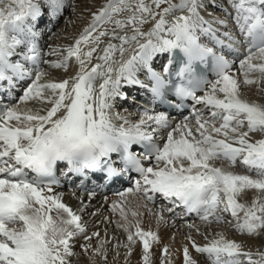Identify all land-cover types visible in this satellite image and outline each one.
Instances as JSON below:
<instances>
[{"label":"snow or ice","instance_id":"6c2138e0","mask_svg":"<svg viewBox=\"0 0 264 264\" xmlns=\"http://www.w3.org/2000/svg\"><path fill=\"white\" fill-rule=\"evenodd\" d=\"M209 6L216 0H106L71 44L42 52L37 23L57 20L68 0H0V264H72L79 238L92 264H107L108 241L81 222L88 206L73 210L57 191L62 179L83 190L94 177L120 184L105 202L128 243L113 249L129 255L139 241L151 264L158 238L125 210L132 197L206 225L196 228L203 244L186 225L183 264H197L190 248L207 264H264V251L211 232L264 233V96L243 91L264 93V0H225L219 16ZM124 86L145 98L134 115L114 112ZM160 255L166 264L167 248Z\"/></svg>","mask_w":264,"mask_h":264},{"label":"bare ground","instance_id":"6f19581e","mask_svg":"<svg viewBox=\"0 0 264 264\" xmlns=\"http://www.w3.org/2000/svg\"><path fill=\"white\" fill-rule=\"evenodd\" d=\"M87 0H68L67 9H72V5H78L79 10V18L80 21L78 23L73 24L69 30L60 31L59 29L54 33V36H51L47 39V42L52 39L56 40V44L52 47L60 46L66 47L71 44L74 38L79 34V32L87 25L90 20L91 12L95 11L97 7H93L89 5L88 7L80 6L83 2L86 5ZM96 2L99 5V1L91 0ZM88 2V1H87ZM102 2L100 6L105 3ZM217 7L213 9L211 6L208 8V12H211L213 16L220 15V7L225 4V0H216ZM66 9V10H67ZM89 12H88V11ZM87 11V12H86ZM205 18L210 19L207 12L203 13ZM47 20V23H46ZM56 20H50L47 15H44L43 18L39 20L36 25V29L40 26H44V30H47L48 27L53 25ZM71 23V22H70ZM69 23V24H70ZM43 29V28H41ZM235 30L234 26L231 29ZM57 35H60V40L56 39ZM46 39V38H45ZM44 38L39 41V45L43 44ZM46 44V43H45ZM49 46V45H48ZM49 50V49H48ZM43 52V50H41ZM50 59H55V57H50ZM73 73V67L70 66L68 70V74ZM52 76L56 78H61L65 75L63 70H53L51 73ZM127 88H123L122 91L125 92ZM244 94L248 99L256 100V98H260L264 93L257 94L255 91V86H252L251 89H244ZM126 93V92H125ZM259 101V100H257ZM121 105V106H120ZM127 103H121L119 100L114 105V112L120 113L122 115L128 116L129 114H135L133 109L126 106ZM120 106V107H119ZM57 191L62 192L63 202L76 210L80 205V201L83 200L84 204L87 207V211L81 213L82 215V224L86 227V231L89 235L93 232H99V239L101 241L107 240L108 243L104 245V248L107 250V264H143L142 262V248L137 241L136 244L131 245V253L126 255L128 249L125 247H118L113 249V245H123L127 244L126 235L122 229L117 227L116 223H113L114 220L119 221V215H114L112 211L108 209L107 203H111L116 199L115 196H101L95 194L94 197L89 200L88 194L79 193L76 190H61L57 189ZM105 197H107V203L105 202ZM251 194H249V199ZM130 203L126 207V211L128 208H131L133 211L141 213L142 215H138L135 219L138 220L141 224V227L145 231H152L156 234L158 238V242L153 241L150 245V260L151 264H160L161 260V250L167 248L169 255L165 256V262L168 264H183L182 257V249L187 244L186 237L189 235V228L186 226L187 224H192L194 227L191 230V234L194 239L197 240V243L203 244L204 241L202 237L196 235V228H200L203 231H207L206 225L202 224L196 217L191 216H183L177 214L176 219H173L171 214L166 211H163L164 205L160 204L159 208L156 205L148 204L145 206L142 201L134 199L132 197L128 198ZM139 205V207H137ZM151 208L153 212L160 210L162 213V219L159 223H157L155 215L149 214L148 209ZM95 213V215H93ZM107 218V219H105ZM129 220L132 221L133 218L129 215ZM220 231L224 232V234L230 238L235 240L237 243L242 245L243 251L257 252L258 250H264V245L262 241L264 240V233H261L259 236H241L234 232H231L227 225L214 226L211 229V232L214 234L215 232ZM261 241V243H258ZM88 241H84L82 238H79L74 241V251L76 255L72 258V264H92V253L91 250L88 251L87 255L81 250V244H87ZM92 247H95L97 244V239L93 237L90 241ZM190 255L192 258L197 261V264H207L206 258L201 255L195 253L190 248ZM96 264H104L103 261H100L98 257L95 258Z\"/></svg>","mask_w":264,"mask_h":264},{"label":"rangeland","instance_id":"374dc122","mask_svg":"<svg viewBox=\"0 0 264 264\" xmlns=\"http://www.w3.org/2000/svg\"><path fill=\"white\" fill-rule=\"evenodd\" d=\"M88 1V2H87ZM86 1V5L85 3L83 2L80 6H83V7H88L89 5L93 6V7H100V4L102 2H104L105 0H97L99 1V5L96 4V2H93L91 0H87ZM173 2H175V0H173ZM97 5V6H95ZM75 11L72 9H67L63 12L62 16L59 17L54 23L52 26L50 25L48 27L47 30H44V26H40L37 31L39 32H42V36L40 38L41 39H45L43 41V44L41 45V50L43 51H47L49 49V46H54L56 44V40L52 39L51 41L47 42V39H49L51 36H54L55 34L54 33H57L56 32L58 29L60 31H65V30H69L71 27H73V24L75 23H78L80 21V16H79V12H77V10H79V7H77L78 5H75ZM88 11V10H87ZM86 11V12H87ZM89 12V11H88ZM71 22V23H70ZM46 23H47V20H46ZM70 23V24H69ZM71 26V27H70ZM43 28V29H41ZM54 34V35H53ZM56 39L60 40V35H57ZM46 43V44H45ZM49 45V46H48ZM264 96V94L262 95ZM261 98V97H260ZM260 98H256V100H260ZM245 237V236H244ZM258 243H261V241H258ZM263 245H264V240L262 241ZM261 251H264V250H261Z\"/></svg>","mask_w":264,"mask_h":264}]
</instances>
